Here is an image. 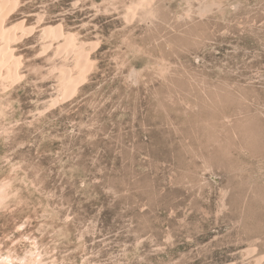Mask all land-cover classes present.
Here are the masks:
<instances>
[{
  "label": "rangeland",
  "instance_id": "374dc122",
  "mask_svg": "<svg viewBox=\"0 0 264 264\" xmlns=\"http://www.w3.org/2000/svg\"><path fill=\"white\" fill-rule=\"evenodd\" d=\"M0 27V264H264V0H0Z\"/></svg>",
  "mask_w": 264,
  "mask_h": 264
},
{
  "label": "bare ground",
  "instance_id": "6f19581e",
  "mask_svg": "<svg viewBox=\"0 0 264 264\" xmlns=\"http://www.w3.org/2000/svg\"><path fill=\"white\" fill-rule=\"evenodd\" d=\"M5 8L6 9H9V8H11V6L9 5V6L4 7V9ZM10 36H11V34L9 33V31L8 32L7 31L5 32L3 30V28L0 27V38H2V39H9V38H11ZM66 47H64V49L65 48L66 49H69V47L67 45H66ZM6 52H8V51H6L5 48L0 49V82L4 78L6 79V78H8L10 76L12 77V79H13V77L16 78V72H15L16 70H15V67L12 64L10 65V62L12 60L11 57H10L11 55L6 54ZM4 73H7V75L6 74L4 75ZM67 80H70L71 81V78L70 79H67Z\"/></svg>",
  "mask_w": 264,
  "mask_h": 264
}]
</instances>
